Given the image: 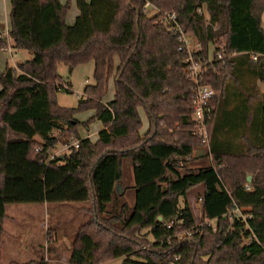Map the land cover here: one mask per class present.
Instances as JSON below:
<instances>
[{
  "label": "trees",
  "instance_id": "obj_1",
  "mask_svg": "<svg viewBox=\"0 0 264 264\" xmlns=\"http://www.w3.org/2000/svg\"><path fill=\"white\" fill-rule=\"evenodd\" d=\"M145 1L175 11L203 57L221 46L230 54L212 62L203 78L215 91L207 144L188 121L193 108L184 55L158 13L144 9ZM10 4L8 37L32 57L0 72V244L7 204L88 202L90 216L77 229L70 264L117 257L120 264H195L193 249L204 246L207 235L215 237L214 248L200 264H264V93L255 87L264 80V0H76L72 24L65 22L68 2ZM86 61L94 65L93 84L84 86L77 107L58 106L57 64ZM111 79L113 98L103 102ZM140 107L148 120L143 135ZM86 109L94 110L88 121L103 124L94 142L80 137L81 122L73 119ZM75 139L77 146L49 158L56 144ZM196 144L206 146L213 163L182 173ZM127 159L130 196L116 188ZM197 185L215 231L207 227L176 241L195 221L179 197ZM143 228L152 236L145 240L150 247L137 239Z\"/></svg>",
  "mask_w": 264,
  "mask_h": 264
},
{
  "label": "rangeland",
  "instance_id": "obj_2",
  "mask_svg": "<svg viewBox=\"0 0 264 264\" xmlns=\"http://www.w3.org/2000/svg\"><path fill=\"white\" fill-rule=\"evenodd\" d=\"M75 1L62 0V3L68 2L69 4L67 10V21L69 24L74 22L71 5L73 4V9H77L74 6ZM10 8L9 0H0V23L4 24L6 28L0 30V39H5V44H1L0 47H8L10 45L12 47V56L7 50H0V72L4 71L6 66L15 64L16 67L19 63L32 57L31 52L26 49L13 48L12 41L8 37V31L6 30H9L11 26L9 17ZM147 12L152 13L153 11L152 9H148ZM191 39L194 41L193 38ZM93 68L92 61L78 63L73 67L63 62L57 64L56 69L61 76V89L54 92V100L58 106L65 108L77 107L78 99L83 94L84 86L86 84H93L94 82ZM65 88L69 89V91H66ZM112 89V81L109 80L106 92L102 98L105 102L113 98L114 93L112 95ZM139 111L142 121L141 131L143 132L148 126L147 117L142 108H139ZM93 115V109L74 112L73 119L81 122L77 126V132L80 136L87 131V128L90 130L97 129L101 123V121L95 118L88 121ZM86 121L88 122L85 126L82 122ZM64 127H66L65 124ZM62 146V143H58L51 148L49 150V158L64 152ZM212 163L211 157L207 154L206 146L196 144L192 157L187 161H182L180 171L184 173L187 169ZM123 179L130 185L133 183L131 162L128 159L123 166ZM202 193V186L197 185L190 188L185 197H179V204L181 206L184 201L188 203L195 221L192 229L180 230L176 234V241L192 237L194 233L202 232L207 227H212V230L215 231V221L208 220L203 214ZM127 199L132 204V198L128 197ZM88 206V202L7 204L5 207L6 217L2 222L3 233L0 244V264H10L11 262H15L16 264H38L42 259L46 264H70L67 259L72 241L78 227L90 216L89 211L78 210V208H87ZM231 212L232 210L230 209L229 213ZM138 232L139 237L137 239L139 242L144 246L150 247V243L145 241L146 239H152V236L148 233V228H143L138 230ZM214 238L213 235H207L204 238V246L197 245L193 249L191 261L195 262V264H200L202 262L201 259H206L207 253L214 248ZM192 240L196 241V238ZM121 260L122 257H117L108 259L102 263L120 264Z\"/></svg>",
  "mask_w": 264,
  "mask_h": 264
},
{
  "label": "built area",
  "instance_id": "obj_3",
  "mask_svg": "<svg viewBox=\"0 0 264 264\" xmlns=\"http://www.w3.org/2000/svg\"><path fill=\"white\" fill-rule=\"evenodd\" d=\"M143 7L146 11L148 9H152L153 12L158 13L157 20L166 25L169 33L172 34L177 41V51L184 55L183 72L185 78L190 82L193 108V112L188 121L192 125V132L198 134L203 142L207 144L208 134L206 122L211 119L212 109L209 105V102L215 95V91L212 87L204 82L203 78L212 62L224 60L230 56V54L227 56L223 52V46H221L218 50L213 51L214 53L210 51L206 58L205 56L203 57V54L201 53V47L195 36L183 30L179 23L178 15L175 11L159 10L155 8L149 1H145ZM197 10L199 13L204 15L207 21H209V17L203 8L199 7ZM191 38H193L194 41H192ZM11 49V46L0 47V50H7L10 53ZM255 58L256 56L252 55V59ZM176 126H178V124H176ZM71 145L77 146L78 140L75 139L71 143L63 145L62 150L66 152ZM36 150H38V148H36ZM235 210L237 212L242 211L241 208L237 207H235Z\"/></svg>",
  "mask_w": 264,
  "mask_h": 264
},
{
  "label": "crops",
  "instance_id": "obj_4",
  "mask_svg": "<svg viewBox=\"0 0 264 264\" xmlns=\"http://www.w3.org/2000/svg\"><path fill=\"white\" fill-rule=\"evenodd\" d=\"M59 1L62 2V0H59ZM9 2H10V0H9ZM74 6H76V1H75V5H74ZM10 7H11V4H10ZM76 8H77V7H76ZM10 9H11V8H10ZM71 12H72V14L74 15V19H75L76 15H77V12H78V9H73V4L71 5ZM67 15H68V13L66 14L65 22H66L67 24H69L68 21H67ZM262 19H263V27H264V13L262 14ZM3 25H4V24H3ZM4 29H6V28H5V25H4V28H0V30H4ZM6 31H8V30H6ZM4 32H5V31H4ZM2 33H3V31H2ZM10 46H11V45H10ZM11 48H12V47H11ZM13 48H14V47H13ZM15 49H17V48H15ZM28 51H29V50H28ZM10 55L12 56V49H11V53H10ZM28 59H30V58H28ZM26 60H27V59H26ZM6 67H10V66H6ZM6 67H5V68H6ZM11 67H15V64H12ZM111 81H112V85H113V89L111 90V92H112V95H113V93H114V82H113L112 79H111ZM255 87L257 88V90H258L259 93H264V80H256V81H255ZM111 99H112V98H111ZM102 101L105 102L103 99H102ZM140 108H142V107H140ZM142 111L144 112L143 108H142ZM139 113H140V111H139ZM144 114H145V112H144ZM145 115H146V114H145ZM147 125H148V120H147ZM102 128H103V124H102V123L99 124V126L97 127V129L95 128V129H93V130H90V129L87 128V131H86L84 134H82L80 137H81V138H85V137H87V138L90 139V141L94 142V141L97 140V138H98V132H99ZM147 128H148V126H147ZM146 131H147V129H145L143 132H142L141 129H140V134L143 135ZM37 138H38V137H37ZM131 170H132V167H131ZM131 173H132V171H131ZM132 180H133V179H132ZM116 186H118L117 190H118L119 192H121V191H126V195L128 194L129 196L132 195V193H133V191H134L133 183L130 185V184H128L127 182H125L123 178H122L121 182H119ZM41 204H47V203H41ZM78 210H86V208H85V207H79Z\"/></svg>",
  "mask_w": 264,
  "mask_h": 264
},
{
  "label": "water",
  "instance_id": "obj_5",
  "mask_svg": "<svg viewBox=\"0 0 264 264\" xmlns=\"http://www.w3.org/2000/svg\"><path fill=\"white\" fill-rule=\"evenodd\" d=\"M0 28H4V25H3L2 23H0ZM60 158L62 159L63 156H61ZM250 179H251V175H247V176H246V181L249 182ZM159 219H160V217H159Z\"/></svg>",
  "mask_w": 264,
  "mask_h": 264
}]
</instances>
